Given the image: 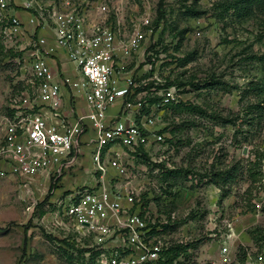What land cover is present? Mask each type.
I'll return each mask as SVG.
<instances>
[{
	"label": "built area",
	"instance_id": "2783aa9c",
	"mask_svg": "<svg viewBox=\"0 0 264 264\" xmlns=\"http://www.w3.org/2000/svg\"><path fill=\"white\" fill-rule=\"evenodd\" d=\"M155 1L0 0V46L28 77L12 97V116L0 112V178L17 177L26 187L52 182V195L63 194L58 224L67 221L71 242L92 264H264V150L249 147L242 157L258 179L242 191L245 216L216 214L212 201L205 257L171 253L185 241L170 242L176 217L146 185L151 175L179 170L166 156L172 137L161 110L187 105L195 93L189 99L180 94L189 86L165 88L166 80L161 93L155 87L163 82L151 41ZM84 146L92 167L74 189L69 181L84 167Z\"/></svg>",
	"mask_w": 264,
	"mask_h": 264
},
{
	"label": "rangeland",
	"instance_id": "374dc122",
	"mask_svg": "<svg viewBox=\"0 0 264 264\" xmlns=\"http://www.w3.org/2000/svg\"><path fill=\"white\" fill-rule=\"evenodd\" d=\"M161 1L165 17L159 26L154 21L151 41L163 61L159 71L163 82L155 87L161 93L164 80L199 86L177 85L189 86L191 90L185 88L180 94L190 99L195 93V100L179 110H161L172 137L166 156L179 170L151 175L146 186L158 206L176 217L170 242L185 241L196 262L195 258L205 257V248L212 242L207 230L212 201H217L216 214L225 217L229 211H240L245 216L249 198L242 191L258 179L257 169L242 157V149L249 147L256 154L264 150L262 110L252 108L264 95L250 85L256 81L264 85V63L251 60L264 54V5L239 23L214 17L213 4L220 0L155 2ZM131 9H136L133 2L125 12L131 14ZM15 63L0 48V112L10 116L12 97L25 91L21 84L28 78ZM251 118L255 120L249 123ZM84 152V167L69 181L74 189L92 167L90 151ZM51 183L26 187L17 177L0 178V264H86L76 250L65 252L58 243L75 236L67 221L58 224L57 201L63 194L54 197ZM211 189L218 192L211 194Z\"/></svg>",
	"mask_w": 264,
	"mask_h": 264
},
{
	"label": "trees",
	"instance_id": "16d2710c",
	"mask_svg": "<svg viewBox=\"0 0 264 264\" xmlns=\"http://www.w3.org/2000/svg\"><path fill=\"white\" fill-rule=\"evenodd\" d=\"M262 5H264V0H220L217 3L213 4V15L214 17L223 22L227 18H233L236 19L237 22L241 23L242 21L250 18L253 13H254V8H259ZM190 12V10H188ZM165 17V12H164V3L163 1L159 2L158 4V19L156 24L159 26L161 21L164 20ZM1 48V46H0ZM12 53H9L11 55ZM13 56V55H12ZM251 60H255L260 63H264V54L262 55H253L251 57ZM185 61H188V58L185 59ZM186 84L192 85L193 87H198L199 85H194L193 83H184L180 82L178 84L171 81H167L166 85L164 86L165 88L173 86V85H178V86H185ZM251 87H253L254 90H258V94H263L264 95V85H260L257 81L256 82H251L250 83ZM254 109H260L262 110L259 120L263 121L264 120V97L260 98L259 101L256 104L252 105ZM182 106L177 105V106H169V109H175L179 110ZM252 120H255L254 118H251L249 120V123H252ZM228 122V121H227ZM226 122V123H227ZM258 126L261 128V122L258 123ZM54 188V185L51 186V190ZM38 208V207H37ZM45 215V212L42 213L41 217ZM59 245L63 249V251H73L76 250L79 255L82 256L83 260L85 261L86 264H92V259L93 257L87 261L85 258V254L87 252L86 249L81 248L80 246H77L75 242H71L70 239L65 238L63 240H60ZM188 247L187 246H176L171 250V253L175 256L178 255L180 251L187 252Z\"/></svg>",
	"mask_w": 264,
	"mask_h": 264
},
{
	"label": "crops",
	"instance_id": "0c3cea01",
	"mask_svg": "<svg viewBox=\"0 0 264 264\" xmlns=\"http://www.w3.org/2000/svg\"><path fill=\"white\" fill-rule=\"evenodd\" d=\"M17 14L23 21H27L28 20V14L26 12L18 10ZM84 107H85L84 103L80 102L79 107H78V111L82 112V113L85 112V108ZM82 140H83V142H86V135L83 137ZM83 150L86 151V146L83 147ZM83 153H84V155H86L85 152H83Z\"/></svg>",
	"mask_w": 264,
	"mask_h": 264
},
{
	"label": "water",
	"instance_id": "95a60500",
	"mask_svg": "<svg viewBox=\"0 0 264 264\" xmlns=\"http://www.w3.org/2000/svg\"><path fill=\"white\" fill-rule=\"evenodd\" d=\"M246 153H247V148L244 149V154H246Z\"/></svg>",
	"mask_w": 264,
	"mask_h": 264
}]
</instances>
